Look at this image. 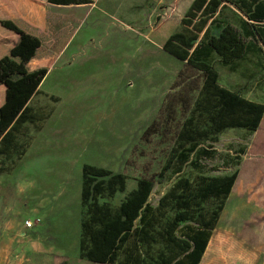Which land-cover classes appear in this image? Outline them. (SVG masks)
Returning <instances> with one entry per match:
<instances>
[{
    "label": "rangeland",
    "instance_id": "1",
    "mask_svg": "<svg viewBox=\"0 0 264 264\" xmlns=\"http://www.w3.org/2000/svg\"><path fill=\"white\" fill-rule=\"evenodd\" d=\"M92 1L79 6L42 4L46 11L72 14L81 23L29 103L45 112L53 109L51 116L41 130L26 125L19 142L30 138L27 151L10 173L0 174V229L16 233L4 238L12 242L6 264H100L78 255L83 163L126 176L124 192L99 199L112 207L140 178L152 179L149 205L154 209L180 177L193 181L198 175L236 173L203 262L264 264V154L256 152H264V114L257 131L224 129L215 140L199 141L212 148L210 157L191 153L187 162L174 161L162 172L203 82L201 71L162 49L163 41L179 30L192 0ZM232 1L215 13L210 34L226 23L242 33L243 15ZM246 40L249 46L254 43L251 36ZM207 60L218 71L221 86L264 103L262 46L231 64H222L216 53ZM257 135L263 141L259 150L254 149ZM1 161L11 164L3 156ZM219 205L210 199L203 208ZM172 217L173 211L166 209L158 223L164 225ZM25 220H33L34 226L24 228ZM186 225L193 223H179V236L187 233ZM142 249L152 254L163 245L144 244Z\"/></svg>",
    "mask_w": 264,
    "mask_h": 264
},
{
    "label": "trees",
    "instance_id": "2",
    "mask_svg": "<svg viewBox=\"0 0 264 264\" xmlns=\"http://www.w3.org/2000/svg\"><path fill=\"white\" fill-rule=\"evenodd\" d=\"M39 1L0 0V156L11 159L8 166L0 162V174L10 173L27 151L30 138L19 142L26 134V125L33 124L41 130L51 116L53 109L45 112L29 103L39 92L38 87L56 55L81 23L70 14L44 12L38 7ZM43 1L60 6L91 2ZM224 2L229 0H192L181 18L179 30L163 41V51L201 71L203 82L162 172L170 169L174 161L187 162L191 153L210 157L212 148L202 147L200 140L212 137L215 140L216 134L227 128L255 132L261 125L264 103L221 86L218 71L207 59L216 53L221 63L227 65L243 59L253 47L256 51H261V46L264 48V0L232 1L243 15L242 33L226 23L217 34H210L209 26L216 23L214 15ZM246 36L253 38L251 46ZM50 97L60 100L57 96ZM255 140L254 149L259 150L263 141L259 135ZM256 152L264 154L260 150ZM235 174L198 175L193 181L180 177L159 198L154 209L149 205L152 179L140 178L124 199L112 207L99 199L124 192L126 176L104 166L83 163L79 257L100 264H199L223 202L233 188ZM210 199H216L220 205L205 211L203 204ZM166 209L173 211V217L161 225L159 216ZM181 222L193 223L185 226L184 237L177 234ZM156 243H161L163 249L152 254L142 249L144 244Z\"/></svg>",
    "mask_w": 264,
    "mask_h": 264
},
{
    "label": "crops",
    "instance_id": "3",
    "mask_svg": "<svg viewBox=\"0 0 264 264\" xmlns=\"http://www.w3.org/2000/svg\"><path fill=\"white\" fill-rule=\"evenodd\" d=\"M90 3H95V2H93L92 0H91V2ZM42 4H50V3H48V2H44L43 0H40L39 1V5H38V7H39V9H41V10H43L44 12H52V11H46V10H44L43 9V7H42ZM88 4V3H87ZM50 5H54V4H50ZM76 5V4H75ZM75 5H66V6H75ZM82 5H85V4H82ZM56 6H60V5H56ZM76 6H79V5H76ZM55 12H59V11H55ZM61 14H67V13H61ZM70 15H72V14H70ZM74 16V15H73ZM75 17V16H74ZM77 19V18H76ZM79 20V19H78ZM244 97V96H243ZM244 98H246V99H249L248 97H244ZM1 217V219H2V215L0 216ZM2 229V228H1ZM0 229V264H6L7 263V254H8V252H9V250L11 249V245H12V242L10 241H7L6 239H4V238H6V237H11V234H12V231L10 230V228H5V229H2L1 230ZM16 234V233H15ZM15 234H12V236L14 235L15 236ZM207 247H208V245H207ZM206 247V249H205V252H204V254L202 255V257H201V260H200V263L199 264H204L205 263V261L203 262V260H204V255L206 254V251L208 250V248Z\"/></svg>",
    "mask_w": 264,
    "mask_h": 264
},
{
    "label": "built area",
    "instance_id": "4",
    "mask_svg": "<svg viewBox=\"0 0 264 264\" xmlns=\"http://www.w3.org/2000/svg\"><path fill=\"white\" fill-rule=\"evenodd\" d=\"M34 226L33 220H25L24 221V228L31 229Z\"/></svg>",
    "mask_w": 264,
    "mask_h": 264
},
{
    "label": "bare ground",
    "instance_id": "5",
    "mask_svg": "<svg viewBox=\"0 0 264 264\" xmlns=\"http://www.w3.org/2000/svg\"><path fill=\"white\" fill-rule=\"evenodd\" d=\"M50 71H51V69H50ZM48 73H49V71H48ZM48 73H47V75H48ZM47 75H46V76H47ZM45 78H46V77H45ZM44 80H45V79H44Z\"/></svg>",
    "mask_w": 264,
    "mask_h": 264
}]
</instances>
